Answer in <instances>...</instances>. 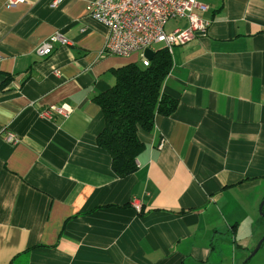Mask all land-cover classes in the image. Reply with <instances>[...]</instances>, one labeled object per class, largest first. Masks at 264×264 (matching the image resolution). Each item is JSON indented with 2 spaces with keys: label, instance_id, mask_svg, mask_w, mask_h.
<instances>
[{
  "label": "crops",
  "instance_id": "1",
  "mask_svg": "<svg viewBox=\"0 0 264 264\" xmlns=\"http://www.w3.org/2000/svg\"><path fill=\"white\" fill-rule=\"evenodd\" d=\"M90 1L0 0V264H251L264 236V0H199L208 31L173 48L163 86L178 108L140 131L126 178L97 145L96 97L139 55L104 54ZM56 32L72 44L38 57ZM63 105L68 119L42 116Z\"/></svg>",
  "mask_w": 264,
  "mask_h": 264
},
{
  "label": "built area",
  "instance_id": "2",
  "mask_svg": "<svg viewBox=\"0 0 264 264\" xmlns=\"http://www.w3.org/2000/svg\"><path fill=\"white\" fill-rule=\"evenodd\" d=\"M65 0H51V7L60 6ZM25 0H8L12 8ZM199 0H93L87 5V12L108 29L104 54L130 57L139 55V65L148 67L150 60L145 56L147 50L158 46L170 53L174 47L185 46L198 34H206L209 23L201 20L196 9H201ZM184 19L189 27L167 33L165 27L172 20ZM72 43L59 32L54 33L36 48L40 58L50 57L56 46H70ZM73 109L63 105L52 106L42 112V116L52 119L54 115L68 119ZM10 142L17 141L9 135ZM135 210L141 212L140 206Z\"/></svg>",
  "mask_w": 264,
  "mask_h": 264
},
{
  "label": "trees",
  "instance_id": "3",
  "mask_svg": "<svg viewBox=\"0 0 264 264\" xmlns=\"http://www.w3.org/2000/svg\"><path fill=\"white\" fill-rule=\"evenodd\" d=\"M172 68L171 53L158 48L148 67L130 64L118 69L115 86L96 97L105 118L97 145L110 155L119 178L138 169L137 158L144 149L140 131L150 133L158 117H170L178 108L179 102L163 92Z\"/></svg>",
  "mask_w": 264,
  "mask_h": 264
},
{
  "label": "water",
  "instance_id": "4",
  "mask_svg": "<svg viewBox=\"0 0 264 264\" xmlns=\"http://www.w3.org/2000/svg\"><path fill=\"white\" fill-rule=\"evenodd\" d=\"M154 53H155V52L152 51V50H147V51L145 52V56H146L150 61H152V59H153V57H154ZM263 207H264V200L261 202V204H260V208H259V210H260V215H262V216L264 217V213H263V211H262V210H263ZM263 243H264V236H263L262 239L259 241V243L257 244L255 250L252 252V254H251V256L249 257L248 260H250L251 258H253V257L256 256V254H257V253L259 252V250L261 249Z\"/></svg>",
  "mask_w": 264,
  "mask_h": 264
},
{
  "label": "rangeland",
  "instance_id": "5",
  "mask_svg": "<svg viewBox=\"0 0 264 264\" xmlns=\"http://www.w3.org/2000/svg\"><path fill=\"white\" fill-rule=\"evenodd\" d=\"M170 26H172V24H170ZM263 250L260 252V253H258L255 257V259L254 260H252V262H251V264H256L257 263V261H258V259L263 255V253H264V248H262Z\"/></svg>",
  "mask_w": 264,
  "mask_h": 264
}]
</instances>
